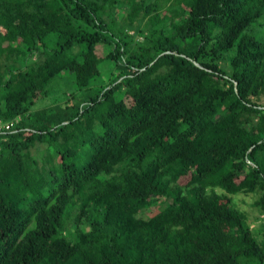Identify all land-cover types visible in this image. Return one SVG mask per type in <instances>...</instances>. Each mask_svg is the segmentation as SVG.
Wrapping results in <instances>:
<instances>
[{
    "label": "trees",
    "instance_id": "1",
    "mask_svg": "<svg viewBox=\"0 0 264 264\" xmlns=\"http://www.w3.org/2000/svg\"><path fill=\"white\" fill-rule=\"evenodd\" d=\"M263 24L264 0H0V264H264L231 203L264 215Z\"/></svg>",
    "mask_w": 264,
    "mask_h": 264
},
{
    "label": "rangeland",
    "instance_id": "2",
    "mask_svg": "<svg viewBox=\"0 0 264 264\" xmlns=\"http://www.w3.org/2000/svg\"><path fill=\"white\" fill-rule=\"evenodd\" d=\"M126 10V5L117 4L115 13L119 10ZM114 13V14H115ZM252 32L256 34H262L264 36V24L263 25H253L252 28H249ZM129 41L140 40L141 37L134 33L133 29H128L126 31ZM231 52L226 54L219 55L217 61L218 65L227 73H231L229 65V56ZM113 63L110 64L112 67ZM109 71H106L105 76L109 78ZM113 70L111 69V74ZM49 93L43 99H41L36 105L35 108H41L56 103L66 102V99L72 97L73 93H77V89L74 85V80L72 74L62 73L61 75L55 76V78L49 84ZM260 197V193H239L232 196V206L238 208L239 210L245 212L247 215V222L251 228L254 236L259 242L264 241V215L261 212V208L255 205V201ZM73 216V214H72ZM71 216V218H72Z\"/></svg>",
    "mask_w": 264,
    "mask_h": 264
},
{
    "label": "built area",
    "instance_id": "3",
    "mask_svg": "<svg viewBox=\"0 0 264 264\" xmlns=\"http://www.w3.org/2000/svg\"><path fill=\"white\" fill-rule=\"evenodd\" d=\"M21 119L20 116L14 118L13 120L2 122L0 120V134L12 132L15 129V124Z\"/></svg>",
    "mask_w": 264,
    "mask_h": 264
}]
</instances>
